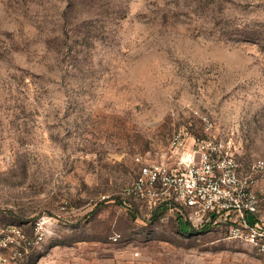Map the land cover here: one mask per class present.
I'll list each match as a JSON object with an SVG mask.
<instances>
[{"label":"rangeland","instance_id":"rangeland-1","mask_svg":"<svg viewBox=\"0 0 264 264\" xmlns=\"http://www.w3.org/2000/svg\"><path fill=\"white\" fill-rule=\"evenodd\" d=\"M264 159V0H0V232L10 264H260L123 191L174 132Z\"/></svg>","mask_w":264,"mask_h":264},{"label":"built area","instance_id":"built-area-1","mask_svg":"<svg viewBox=\"0 0 264 264\" xmlns=\"http://www.w3.org/2000/svg\"><path fill=\"white\" fill-rule=\"evenodd\" d=\"M204 134L174 132L166 160L138 161V173L124 196L145 203L150 212L183 219L193 229L227 227L226 235L247 244L264 264V159L247 169L239 163L233 145L210 132L203 117ZM37 223L33 237L19 229L0 232V264L24 260L43 239Z\"/></svg>","mask_w":264,"mask_h":264},{"label":"trees","instance_id":"trees-1","mask_svg":"<svg viewBox=\"0 0 264 264\" xmlns=\"http://www.w3.org/2000/svg\"><path fill=\"white\" fill-rule=\"evenodd\" d=\"M163 213L162 212H160V211H154L153 212V216H156V217H159L160 215H162ZM178 219V218H177ZM178 220H180V219H178ZM193 229V228H192ZM194 230V229H193Z\"/></svg>","mask_w":264,"mask_h":264}]
</instances>
